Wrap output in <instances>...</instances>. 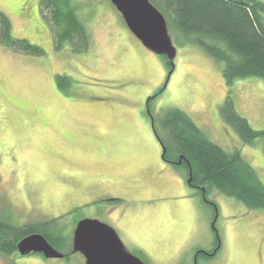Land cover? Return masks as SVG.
<instances>
[{"label": "rangeland", "instance_id": "rangeland-1", "mask_svg": "<svg viewBox=\"0 0 264 264\" xmlns=\"http://www.w3.org/2000/svg\"><path fill=\"white\" fill-rule=\"evenodd\" d=\"M39 2L0 0L12 36L44 52L24 55L0 44V211L18 226L55 220L52 234L66 241L55 249L69 255L0 254V264H84L70 249L82 219L112 227L146 264H264V211L215 191L204 199L182 168L163 165L154 122L168 108L183 111L223 150L239 151L264 184L262 141L243 144L220 115L229 96L254 130H264V80L228 87L222 64L194 45L178 46L172 35L173 71L146 106L170 69L109 0H73L89 35L80 54L68 45L54 50ZM57 75L70 80L65 91Z\"/></svg>", "mask_w": 264, "mask_h": 264}, {"label": "trees", "instance_id": "trees-1", "mask_svg": "<svg viewBox=\"0 0 264 264\" xmlns=\"http://www.w3.org/2000/svg\"><path fill=\"white\" fill-rule=\"evenodd\" d=\"M163 15L169 36L178 46L194 45L215 62L222 64V77L230 87L234 80L259 78L264 80V2L261 0H149ZM53 28V48L62 50L68 45L74 54L88 49L89 35L77 16L73 0H40ZM0 44L14 53L42 56L43 50L25 39L12 36L8 17L0 11ZM169 70L170 63L161 56ZM57 87L65 91L70 80L55 77ZM158 90L159 93L162 92ZM220 115L243 144L260 139L264 153V130H254L240 116L228 96L220 107ZM159 140L165 148V158L181 161L190 186L206 199L211 192L234 198L249 210L264 211V184L239 151L226 152L212 142L183 111L164 110L157 119ZM154 123V124H155ZM156 132V133H158ZM118 199H108L109 205ZM55 220L50 224L18 226L10 213L0 211V254H14L17 243L24 237L41 234L54 248L64 246L65 238L53 235ZM71 243V242H70ZM72 249V246H70ZM71 251V250H70ZM69 251V253H70ZM67 258L69 254H63ZM213 256V255H212Z\"/></svg>", "mask_w": 264, "mask_h": 264}, {"label": "water", "instance_id": "water-1", "mask_svg": "<svg viewBox=\"0 0 264 264\" xmlns=\"http://www.w3.org/2000/svg\"><path fill=\"white\" fill-rule=\"evenodd\" d=\"M109 1L129 32L142 46L155 55L164 56L170 63V70L161 88L163 91L173 71V59L176 55V48L169 36L163 15L149 0ZM150 98L146 100V106ZM159 143L163 158L165 148L161 141ZM190 181L191 177L187 183L190 184ZM17 252L21 256L38 253L46 259L64 257L39 233L21 239L17 243ZM72 252L79 253L84 259V264H145L127 251L112 227L95 219H82L77 222L72 235Z\"/></svg>", "mask_w": 264, "mask_h": 264}, {"label": "flooded vegetation", "instance_id": "flooded-vegetation-1", "mask_svg": "<svg viewBox=\"0 0 264 264\" xmlns=\"http://www.w3.org/2000/svg\"><path fill=\"white\" fill-rule=\"evenodd\" d=\"M161 91V90H160ZM159 93V91H156L155 93H153L152 95H150V99L148 100V102H147V106H148V104H149V102L151 101V100H153V99H155L156 97H157V94ZM158 141H160L159 139H158ZM162 142V141H161ZM163 144V143H162ZM165 154V153H164ZM161 155H162V150H161V154H160V158H161V161H162V163H163V165H168V166H171L173 169H175L176 170V166H180V164H181V161L179 160L180 158H178V160L177 161H174V160H170V159H167V158H165V155H163V158L161 157ZM119 237V236H118ZM122 242V241H121ZM124 245V244H123ZM216 250H218V248L216 249ZM216 250H215V253H216ZM128 251V250H127ZM129 252V251H128ZM215 253H213V251L211 252V253H207V255L206 256H212V255H215ZM32 254H38V253H30V254H28V255H25V256H30V255H32ZM131 254H133V253H131ZM201 253H197V257L200 255ZM19 254H18V252H17V250H16V252L14 253V254H12V255H10L9 257L10 258H13L14 256L16 257V256H18ZM40 255H42V254H40ZM134 256H136L135 254H133ZM21 256V255H20ZM43 256V255H42ZM137 257V256H136ZM46 259V258H45ZM140 260H142V259H140ZM143 261V260H142ZM145 263V262H144ZM146 264V263H145Z\"/></svg>", "mask_w": 264, "mask_h": 264}]
</instances>
